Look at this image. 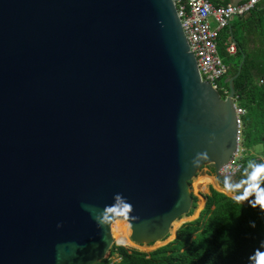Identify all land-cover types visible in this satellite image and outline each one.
<instances>
[{
  "label": "water",
  "instance_id": "obj_1",
  "mask_svg": "<svg viewBox=\"0 0 264 264\" xmlns=\"http://www.w3.org/2000/svg\"><path fill=\"white\" fill-rule=\"evenodd\" d=\"M240 68L201 78L173 0H0V264H96L117 218L171 240L200 168L239 183Z\"/></svg>",
  "mask_w": 264,
  "mask_h": 264
},
{
  "label": "trees",
  "instance_id": "obj_2",
  "mask_svg": "<svg viewBox=\"0 0 264 264\" xmlns=\"http://www.w3.org/2000/svg\"><path fill=\"white\" fill-rule=\"evenodd\" d=\"M263 11L264 6L257 3L253 9L237 15L238 19L244 18L245 24L239 20L232 22L231 29L224 28L218 38V53L228 66L227 73L218 82L227 91L229 88L224 78L237 72L244 55L240 71L232 82L238 104L246 110L242 120V144L246 149L241 158V169L236 174L239 182L247 177L252 166L263 163L257 156L246 153L249 146L262 143L264 137ZM247 22L260 33L259 47L251 50H247L243 42L253 34L252 29L245 27ZM227 39L236 45L233 54L225 50ZM219 93L221 97L225 96L221 90ZM192 196V206L196 207L197 198ZM250 197L237 202L209 186L198 216L181 223L171 240L147 252L113 243L105 257L96 264H253L249 256L257 248L264 251L261 244L264 241V212L259 206L251 207L248 203ZM249 221H255L256 226L252 227ZM113 255L118 259H113Z\"/></svg>",
  "mask_w": 264,
  "mask_h": 264
},
{
  "label": "built area",
  "instance_id": "obj_3",
  "mask_svg": "<svg viewBox=\"0 0 264 264\" xmlns=\"http://www.w3.org/2000/svg\"><path fill=\"white\" fill-rule=\"evenodd\" d=\"M260 0H244L236 4H213L210 0H173L177 15L184 34L186 36L189 50L194 54L196 64L203 80L211 83L213 88L219 91L218 80L228 70V66L222 61L218 53V38L222 29L229 25L230 20L237 15H242ZM213 21L214 25L211 24ZM225 50L234 53L236 45L233 40L228 39ZM222 92L227 95V89ZM237 123V148L233 157L220 167V172L236 174L242 166L241 158L245 151L242 144V116L245 108L235 102ZM116 256V255H115ZM115 259H118L116 257Z\"/></svg>",
  "mask_w": 264,
  "mask_h": 264
},
{
  "label": "clouds",
  "instance_id": "obj_4",
  "mask_svg": "<svg viewBox=\"0 0 264 264\" xmlns=\"http://www.w3.org/2000/svg\"><path fill=\"white\" fill-rule=\"evenodd\" d=\"M204 155L206 154L197 153V158L194 160V163L198 162V159ZM262 185H264V163L252 166L247 177L239 183H232L231 178L228 176L224 178V187L227 190L235 191L237 189L244 188L243 192H237V194L232 197L235 201H243L248 199L249 196H253V199H249L248 203L253 208L259 206L260 210L264 212V186ZM115 199L116 203L112 206H109L105 211L115 214H123L130 209L131 205L124 200L120 193L116 194ZM84 206L86 208H90L89 205ZM94 218L99 223H103L104 221L110 219L109 216L104 215L102 212H96ZM249 223L252 227L256 226L255 221H249ZM57 227H61V225L58 224ZM261 244L264 246V241H262ZM249 260L253 261V264H264V251H262L261 248H257L254 253L249 256Z\"/></svg>",
  "mask_w": 264,
  "mask_h": 264
},
{
  "label": "crops",
  "instance_id": "obj_5",
  "mask_svg": "<svg viewBox=\"0 0 264 264\" xmlns=\"http://www.w3.org/2000/svg\"><path fill=\"white\" fill-rule=\"evenodd\" d=\"M211 1V3H213V4H226V3H231V4H236V3H239V2H241V1H244V0H210ZM258 3H260L262 6H264L263 4H264V0H260ZM264 12V11H263ZM243 17H245V15L243 16ZM237 20H239L240 22H244V24H245V20H244V18H242V19H238L237 18V16H234L233 17V20L231 21L230 20V22H229V25L227 26V27H225V29H231V24H232V22H235V21H237ZM245 27H247V28H250V29H252V35L250 36V37H248L247 39H243V42H244V45H245V48L247 49V50H251V49H253V48H258L259 47V43H258V35H260V33H257L256 32V30L254 29V27L252 26V25H250L248 22H247V25H245ZM225 29H222L221 30V32L223 31V30H225ZM220 32V33H221ZM243 33L245 34V28L243 29ZM227 41H228V39L224 42V44L226 45V43H227ZM235 53V52H234ZM230 54V53H229ZM233 54V53H232ZM243 58H244V55H242V60H241V62L239 63V64H242V62H243ZM236 98H237V96H236ZM237 104H238V100H237ZM239 105V104H238ZM241 106V105H240ZM246 111V110H245ZM246 149V148H245ZM206 167V169H208V172L206 171V172H204L203 174H200V175H198V176H208V177H210L211 178V180H209V181H207L206 182V185H203V188L204 189H206V191H203L202 190V188H201V185H202V183L201 182H198V185H197V188L195 187V184H194V182L193 183H191L190 182V189H191V191H192V195H194V196H196V198H197V202H196V206H198L197 207V209L196 210H194V212L192 213V214H189V215H185V216H189L190 218H188L187 220H192V219H194V218H196L197 216H198V214L200 213V211H201V209L203 208V206H204V203H205V194H207L208 193V188H209V186H211V187H213L214 189H216V190H218V191H220V192H222V193H224V194H226V195H228V196H230V197H233L235 194H237V192H243L244 191V188H242V189H237V190H235V191H229V190H227L225 187H224V185H222L221 184V182L220 181H222V180H220V179H218L215 175H214V173H213V171H212V169L209 167V166H205ZM238 173V172H237ZM236 173V174H237ZM198 176H197V178H198ZM196 178V179H197ZM238 180V179H237ZM223 183H224V181H222ZM238 182H239V180H238ZM250 197V196H249ZM249 199H253V197L251 196Z\"/></svg>",
  "mask_w": 264,
  "mask_h": 264
},
{
  "label": "rangeland",
  "instance_id": "obj_6",
  "mask_svg": "<svg viewBox=\"0 0 264 264\" xmlns=\"http://www.w3.org/2000/svg\"><path fill=\"white\" fill-rule=\"evenodd\" d=\"M233 20V18L231 19V21ZM211 24L212 25H214V23H213V21H211ZM223 32V31H222ZM221 32V33H222ZM220 33V34H221ZM225 89V87H223V86H221L220 85V89L219 90H224ZM242 120L245 118V115H243L242 117ZM261 146H262V143L260 142V143H256V144H253V145H251V146H249L248 148H247V150H246V153L247 154H251V155H254V156H258L259 154H261L262 152H261ZM206 166V165H205ZM205 166H203L202 168H200V170L197 172V175L194 177V178H192L191 179V183H193V182H195L194 184H195V187L197 188V185H198V181H196V178H197V176L198 175H200V174H203L204 172H208V169H206V167ZM197 182V183H196ZM203 185H206V182L205 183H202V185H201V188H202V190L203 191H206V189H204L203 188ZM197 207L198 206H196V207H194V206H192L191 207V209H190V211H189V214H192L193 212H194V210H196L197 209ZM184 218V219H183ZM188 218H190L189 216H183L180 220H185V221H187V219ZM112 226H113V230H115L116 228H121V226H123V225H126V226H128V223L124 220V219H121V218H117V219H115L113 222H112V224H111ZM129 227V226H128ZM112 233V232H111ZM113 236V239H116L115 238V236L114 235H112ZM171 236V235H170ZM166 240H168V238L167 239H164V240H161V241H156V242H152V243H136V242H134V241H132L131 240V243H128V244H125V246H128V247H135V248H137V249H139V250H142V251H150V250H152V249H154V248H156V247H158V246H160V245H162V244H164V242L166 241ZM113 257V259H115L116 258V256L115 255H113L112 256Z\"/></svg>",
  "mask_w": 264,
  "mask_h": 264
},
{
  "label": "bare ground",
  "instance_id": "obj_7",
  "mask_svg": "<svg viewBox=\"0 0 264 264\" xmlns=\"http://www.w3.org/2000/svg\"><path fill=\"white\" fill-rule=\"evenodd\" d=\"M209 180H211V178L208 176H198V178L196 179V181L201 182V183H205ZM179 222H180V220L174 222L173 226L174 227L177 226L179 224ZM111 232H112V235H114L117 240L123 242L124 244L131 243V239L129 238L130 229L128 226L123 225V226H121L120 229L116 228L115 230H113V226L111 225ZM173 233H174V229L172 228L170 238L173 236Z\"/></svg>",
  "mask_w": 264,
  "mask_h": 264
},
{
  "label": "flooded vegetation",
  "instance_id": "obj_8",
  "mask_svg": "<svg viewBox=\"0 0 264 264\" xmlns=\"http://www.w3.org/2000/svg\"><path fill=\"white\" fill-rule=\"evenodd\" d=\"M263 150H264V141L262 142V146H261V155H263Z\"/></svg>",
  "mask_w": 264,
  "mask_h": 264
}]
</instances>
